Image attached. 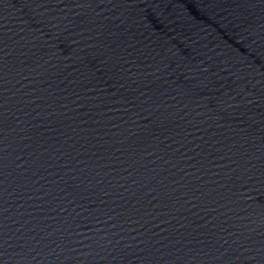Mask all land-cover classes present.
Segmentation results:
<instances>
[{"label":"water","instance_id":"water-1","mask_svg":"<svg viewBox=\"0 0 264 264\" xmlns=\"http://www.w3.org/2000/svg\"><path fill=\"white\" fill-rule=\"evenodd\" d=\"M0 264H264V0H0Z\"/></svg>","mask_w":264,"mask_h":264}]
</instances>
